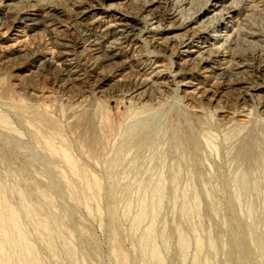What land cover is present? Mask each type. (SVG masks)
<instances>
[{
  "label": "rangeland",
  "instance_id": "374dc122",
  "mask_svg": "<svg viewBox=\"0 0 264 264\" xmlns=\"http://www.w3.org/2000/svg\"><path fill=\"white\" fill-rule=\"evenodd\" d=\"M218 1L217 15L192 24L224 54L209 64L210 73L185 62L193 56L173 53L188 34L181 24L211 0H0V157L13 158L0 161V182L11 205L23 194L29 206L48 202L35 217L59 218L63 232L53 239L51 224L38 229L20 220L43 264H119L109 200L119 217L117 239L134 258L148 225L132 226L142 186L151 189L161 178L168 192L160 200V227L171 235L167 247L160 245L166 264L179 249L174 225L190 239L193 227L201 236L214 221L224 229L222 212L206 211L210 200L192 175L203 173L224 202L221 178L235 176L245 141L264 133V0ZM142 78L153 85L133 94ZM193 133L200 149L192 158L178 142ZM91 180L100 182L99 192L88 188ZM197 190L202 213L185 219L180 201ZM77 230L96 253L81 248ZM194 257L192 241L187 258L174 264H192ZM216 258L224 259L222 252Z\"/></svg>",
  "mask_w": 264,
  "mask_h": 264
},
{
  "label": "bare ground",
  "instance_id": "6f19581e",
  "mask_svg": "<svg viewBox=\"0 0 264 264\" xmlns=\"http://www.w3.org/2000/svg\"><path fill=\"white\" fill-rule=\"evenodd\" d=\"M211 1L200 9L195 16L181 24L184 25L182 27L188 28V34L183 37L173 55L176 54V57L177 55L185 56V58L193 56L188 58L189 60L185 59V62L191 63L193 66L202 67L207 72L214 73L209 64L215 63L224 54L212 50L208 46L205 41V34L208 31L201 27L192 26L196 19L215 11L214 9L218 6L219 1ZM214 15H217V13H213ZM112 26H119L122 32L126 29L123 24ZM157 28V26L152 24L151 30H156ZM218 36L226 39L223 34ZM94 51L98 52L100 50L96 47ZM196 53L198 58H195L197 60L194 59ZM122 67H125V64ZM147 85L153 84L149 79L142 78L135 86L133 94H141L139 90ZM207 92L204 91V93ZM34 117L43 123L49 122V119L42 114L35 113ZM144 137L145 134H142L138 137L139 139L135 140V145H137L138 149L143 145ZM248 140L245 141L246 143L238 153L239 161L241 162L238 172L232 178H221V183L225 182L224 185L227 184L224 202L220 201L216 195L217 187L213 186L210 181L203 179V173L193 172V181L197 180V178L201 179L203 188L210 200L206 211L214 214V216L222 212L221 214L225 219L224 229L220 227V223L214 221L208 234L201 236L197 229L193 227V235L192 239H190L184 230L174 225L173 229L178 237L179 249L171 256V260L186 259L188 248L193 241L195 244V257L192 264H264V133L250 135ZM199 145L194 133L182 135L178 142V146L183 148V154L192 158L196 156L197 151L200 149ZM64 156L69 158L68 152H65ZM1 160L11 163L13 158L9 154H4L0 157ZM142 187L144 188L142 190L144 195L139 200L140 209L133 218L132 226L138 230L145 222H148V225L142 231L135 246V253H132L134 258L131 254H127V252L122 250L120 241L117 239L119 217L114 212L115 201L109 200L110 204L113 205V207H109V214L112 220L109 230L114 240L112 257L119 264H166L160 245L167 247L171 241V235L170 231H165L164 228L160 227L159 209L161 197L168 191L162 178L151 189H149L147 184ZM88 188L97 193L101 188V184L98 181L91 180L88 183ZM115 191V186L110 187L108 190L109 194H113ZM148 193L150 194L149 196L146 195ZM202 198L200 190H197L192 197H189L186 193L184 194L180 201L179 211L185 219L201 215L200 205L203 201ZM7 199L6 188L0 182V235H2L0 236V264H43L38 251L29 241L26 232H24L20 220L23 217L25 219L29 218L33 226L38 229H47L51 224L53 231L50 233V237L53 239L54 236L61 237L63 232L59 218L56 215H47L49 219L47 217L34 216L37 208H43L48 203L47 201L39 202L34 207L35 204L27 205L23 194L20 196L16 206L11 205ZM129 208L130 206L128 205L124 215L129 213ZM45 212L47 213V211ZM79 232L77 230L81 248L88 252L96 253V250L88 242L84 241ZM63 238L65 253L72 259L74 250L65 234ZM47 244L50 243L47 242ZM220 252H222L224 259L218 261L216 257ZM174 261H171L170 264H174Z\"/></svg>",
  "mask_w": 264,
  "mask_h": 264
}]
</instances>
